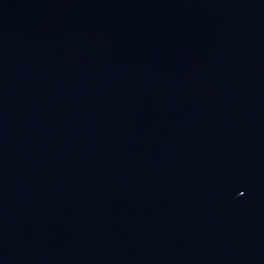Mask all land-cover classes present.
Returning a JSON list of instances; mask_svg holds the SVG:
<instances>
[{
    "label": "water",
    "instance_id": "1",
    "mask_svg": "<svg viewBox=\"0 0 264 264\" xmlns=\"http://www.w3.org/2000/svg\"><path fill=\"white\" fill-rule=\"evenodd\" d=\"M0 264H264V0H0Z\"/></svg>",
    "mask_w": 264,
    "mask_h": 264
}]
</instances>
